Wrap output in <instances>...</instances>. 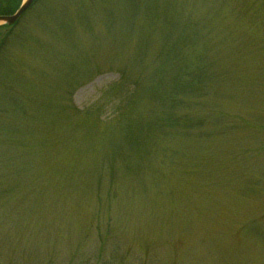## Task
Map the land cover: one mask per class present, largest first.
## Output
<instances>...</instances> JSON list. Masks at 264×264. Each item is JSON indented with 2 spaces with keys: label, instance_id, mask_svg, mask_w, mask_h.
I'll return each mask as SVG.
<instances>
[{
  "label": "rangeland",
  "instance_id": "374dc122",
  "mask_svg": "<svg viewBox=\"0 0 264 264\" xmlns=\"http://www.w3.org/2000/svg\"><path fill=\"white\" fill-rule=\"evenodd\" d=\"M166 32L204 86L138 152L156 103L109 100ZM1 38L0 264H264V0H37Z\"/></svg>",
  "mask_w": 264,
  "mask_h": 264
},
{
  "label": "trees",
  "instance_id": "16d2710c",
  "mask_svg": "<svg viewBox=\"0 0 264 264\" xmlns=\"http://www.w3.org/2000/svg\"><path fill=\"white\" fill-rule=\"evenodd\" d=\"M36 1L33 0V3ZM21 2L22 0H0V16L13 14ZM1 28H8V26L2 25L0 26ZM169 34L167 32L163 34L165 38L164 44L156 52L154 58L155 66L145 78L146 82L138 81L128 84L127 76L122 71L120 72V80L122 81L120 87L124 83V85H128V88L119 93L115 91L109 100L110 106H113L116 115L121 114L123 110L129 108L128 105L131 108L139 98L146 97L156 103L157 110H154V113L149 117L150 119L147 117H142L140 120H138L139 118L136 120L129 117L125 118V126L120 132L121 139L128 148L138 152L142 151L143 146L151 139L152 133L177 125V122L181 118L176 116L173 108L179 106L181 103H185V95L198 94L204 86L205 69L202 65L204 63L203 53L200 49L192 46L195 40H192L194 35L178 33L174 40L170 41ZM2 39H0V42H2ZM189 42H191L193 48L190 47ZM188 52H190L188 55H191L189 58ZM142 83L144 86L140 88ZM138 90L139 93L137 94ZM161 104L162 106L166 105L163 111L160 109ZM183 118L186 119L183 121H189L186 116H183ZM116 152L119 153V150ZM120 153V156L128 163L129 161L123 155L125 152L122 153L120 151ZM112 156L105 160H114L115 157Z\"/></svg>",
  "mask_w": 264,
  "mask_h": 264
},
{
  "label": "water",
  "instance_id": "95a60500",
  "mask_svg": "<svg viewBox=\"0 0 264 264\" xmlns=\"http://www.w3.org/2000/svg\"><path fill=\"white\" fill-rule=\"evenodd\" d=\"M33 0H23L18 9L11 15H1L0 23L6 26H12L15 24L20 17L27 11V9L32 4Z\"/></svg>",
  "mask_w": 264,
  "mask_h": 264
}]
</instances>
